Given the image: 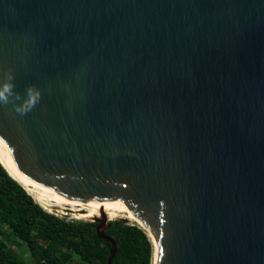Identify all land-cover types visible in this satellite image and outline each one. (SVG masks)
I'll list each match as a JSON object with an SVG mask.
<instances>
[{
    "label": "water",
    "instance_id": "obj_1",
    "mask_svg": "<svg viewBox=\"0 0 264 264\" xmlns=\"http://www.w3.org/2000/svg\"><path fill=\"white\" fill-rule=\"evenodd\" d=\"M9 69L42 99L0 147L46 194L128 206L154 264H264V0H0Z\"/></svg>",
    "mask_w": 264,
    "mask_h": 264
},
{
    "label": "trees",
    "instance_id": "obj_2",
    "mask_svg": "<svg viewBox=\"0 0 264 264\" xmlns=\"http://www.w3.org/2000/svg\"><path fill=\"white\" fill-rule=\"evenodd\" d=\"M9 173L0 155V264H107L111 244L99 238L98 223L46 211ZM105 233L117 245L112 264H153L139 225L115 220Z\"/></svg>",
    "mask_w": 264,
    "mask_h": 264
},
{
    "label": "bare ground",
    "instance_id": "obj_3",
    "mask_svg": "<svg viewBox=\"0 0 264 264\" xmlns=\"http://www.w3.org/2000/svg\"><path fill=\"white\" fill-rule=\"evenodd\" d=\"M0 155L2 159L4 160L6 166L10 170L11 174L14 176L15 179H17L28 191L30 195L33 196L35 200L38 201L40 205H42L45 209L50 210L49 208H53L55 210H58L64 214L72 213L74 217L78 219H93V218H102L101 214H105L108 217V220H114L118 217H124L128 220L132 221L133 223H137L140 227H143L148 235L152 237L151 231L147 228V226L142 222V220L137 217V215L126 205H117L113 206L105 211L99 212L95 215H92L90 217H83L76 212H74L72 209L61 203L59 200L54 198L53 196H50L46 194V192L37 184L32 182L29 178H27L25 175H23L10 161L5 151L0 147Z\"/></svg>",
    "mask_w": 264,
    "mask_h": 264
},
{
    "label": "clouds",
    "instance_id": "obj_4",
    "mask_svg": "<svg viewBox=\"0 0 264 264\" xmlns=\"http://www.w3.org/2000/svg\"><path fill=\"white\" fill-rule=\"evenodd\" d=\"M14 71L9 69L0 78V106H7L11 104L14 111L19 115H26L31 112L42 99L41 91L34 85L26 88L25 96L22 97L15 92ZM22 101L21 103H17Z\"/></svg>",
    "mask_w": 264,
    "mask_h": 264
},
{
    "label": "rangeland",
    "instance_id": "obj_5",
    "mask_svg": "<svg viewBox=\"0 0 264 264\" xmlns=\"http://www.w3.org/2000/svg\"><path fill=\"white\" fill-rule=\"evenodd\" d=\"M42 206V205H41ZM43 207V206H42ZM44 208V207H43ZM45 209V208H44ZM50 210L48 209H45L46 211L50 212V213H53L59 217H64L66 218L68 221H73V220H79V221H92V219H78L76 217H74V215L72 213H68V214H64L58 210H55L53 208H49ZM115 220H123V221H126L127 223H130V224H137V223H133L132 221L128 220L127 218H124V217H118L114 220H109V221H115ZM138 225V224H137ZM24 256L26 254L22 253ZM153 264H154V258H153Z\"/></svg>",
    "mask_w": 264,
    "mask_h": 264
},
{
    "label": "flooded vegetation",
    "instance_id": "obj_6",
    "mask_svg": "<svg viewBox=\"0 0 264 264\" xmlns=\"http://www.w3.org/2000/svg\"><path fill=\"white\" fill-rule=\"evenodd\" d=\"M97 223V222H96Z\"/></svg>",
    "mask_w": 264,
    "mask_h": 264
}]
</instances>
